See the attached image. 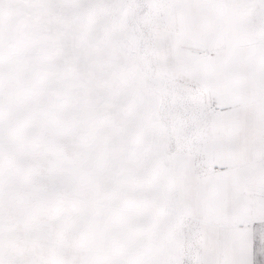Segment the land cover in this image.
<instances>
[{
  "label": "snow or ice",
  "instance_id": "1",
  "mask_svg": "<svg viewBox=\"0 0 264 264\" xmlns=\"http://www.w3.org/2000/svg\"><path fill=\"white\" fill-rule=\"evenodd\" d=\"M0 264H264V0H0Z\"/></svg>",
  "mask_w": 264,
  "mask_h": 264
}]
</instances>
